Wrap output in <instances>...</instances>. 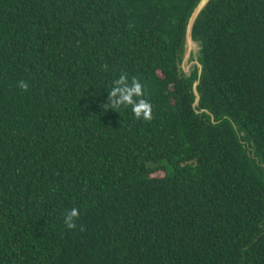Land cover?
Here are the masks:
<instances>
[{"label":"trees","instance_id":"16d2710c","mask_svg":"<svg viewBox=\"0 0 264 264\" xmlns=\"http://www.w3.org/2000/svg\"><path fill=\"white\" fill-rule=\"evenodd\" d=\"M198 1L0 0V264H264V0L197 16L201 113Z\"/></svg>","mask_w":264,"mask_h":264},{"label":"clouds","instance_id":"9594fccd","mask_svg":"<svg viewBox=\"0 0 264 264\" xmlns=\"http://www.w3.org/2000/svg\"><path fill=\"white\" fill-rule=\"evenodd\" d=\"M108 65H102V70H107ZM18 86L27 91L29 85L26 81H20ZM146 91L145 86L133 77L129 82L128 74L121 72L119 78L113 82L111 90L108 92V103L104 104L107 109L118 110L120 108H126L131 106L132 112L137 119H143L144 121H151L153 118V109L151 103L145 98ZM80 211L78 208L73 207L64 213V224L69 230L77 227V220L79 219ZM84 230L83 226L80 228Z\"/></svg>","mask_w":264,"mask_h":264},{"label":"water","instance_id":"95a60500","mask_svg":"<svg viewBox=\"0 0 264 264\" xmlns=\"http://www.w3.org/2000/svg\"><path fill=\"white\" fill-rule=\"evenodd\" d=\"M209 2V0H199L196 5L193 7V9L191 10L187 20H186V25H185V34H184V39H183V43H182V47H181V53H180V61L178 63V68L179 71L181 72L182 75L188 77L192 71L196 70L197 71V78L196 80L193 82L192 85V92L194 95V101H193V107L195 108V112L197 113H201L203 111L207 112L206 110L203 109H197L198 106V102H199V93L197 92L196 86L199 83V77H200V73H201V63L198 61L199 55H200V42L198 40L193 39L192 37V28H193V24L197 18V16L199 15V13L201 12V10L205 7V5ZM190 41L192 43H194L197 46V55H196V61L195 63L192 65V67L188 70V72H183L181 67H180V63L182 60V56H183V52L185 50V47H187V42Z\"/></svg>","mask_w":264,"mask_h":264},{"label":"rangeland","instance_id":"374dc122","mask_svg":"<svg viewBox=\"0 0 264 264\" xmlns=\"http://www.w3.org/2000/svg\"><path fill=\"white\" fill-rule=\"evenodd\" d=\"M197 51H198L197 46L194 43L188 41L187 47H185V50H184L183 56H182V60L180 63V67H181L183 72H185V73L188 72V70L195 63ZM156 175H163V172L158 171L156 173Z\"/></svg>","mask_w":264,"mask_h":264}]
</instances>
